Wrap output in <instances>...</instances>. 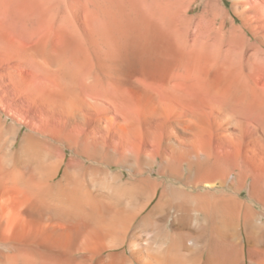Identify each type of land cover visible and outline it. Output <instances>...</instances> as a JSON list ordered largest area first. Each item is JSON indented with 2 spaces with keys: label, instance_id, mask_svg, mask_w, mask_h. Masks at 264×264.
<instances>
[{
  "label": "bare ground",
  "instance_id": "obj_1",
  "mask_svg": "<svg viewBox=\"0 0 264 264\" xmlns=\"http://www.w3.org/2000/svg\"><path fill=\"white\" fill-rule=\"evenodd\" d=\"M81 1L0 109V264H264L262 52Z\"/></svg>",
  "mask_w": 264,
  "mask_h": 264
},
{
  "label": "rangeland",
  "instance_id": "obj_2",
  "mask_svg": "<svg viewBox=\"0 0 264 264\" xmlns=\"http://www.w3.org/2000/svg\"><path fill=\"white\" fill-rule=\"evenodd\" d=\"M55 1L0 0L1 110L27 104L28 90L41 89L37 94L48 92V83L40 80L34 67L41 59L40 54L45 49L50 54L61 49L62 35L71 25L82 27L91 23V16L80 6L83 1L67 0L71 4L69 11L58 7ZM130 3L133 4L128 8L130 14L136 7L151 23L183 33L189 31L186 36H177V40L218 45L234 43L243 37L262 52L264 66V0H131ZM249 64L248 69L254 72V63Z\"/></svg>",
  "mask_w": 264,
  "mask_h": 264
}]
</instances>
